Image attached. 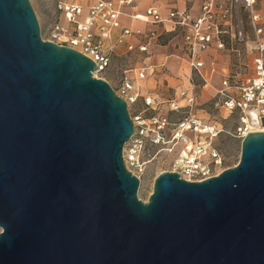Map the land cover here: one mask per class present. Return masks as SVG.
I'll return each instance as SVG.
<instances>
[{"label":"water","instance_id":"obj_1","mask_svg":"<svg viewBox=\"0 0 264 264\" xmlns=\"http://www.w3.org/2000/svg\"><path fill=\"white\" fill-rule=\"evenodd\" d=\"M94 71L42 40L29 0H0V264H264V133L216 177L162 172L143 202L127 104Z\"/></svg>","mask_w":264,"mask_h":264},{"label":"built area","instance_id":"obj_2","mask_svg":"<svg viewBox=\"0 0 264 264\" xmlns=\"http://www.w3.org/2000/svg\"><path fill=\"white\" fill-rule=\"evenodd\" d=\"M137 1L95 0L89 5L60 1L46 41L71 48L91 59L95 64L93 77L105 80L101 75L111 67L120 48L125 52L137 50L147 54L150 44L160 37L181 38L190 72L188 86L177 97L185 105L180 106L174 100L169 103L171 113H184L181 119L171 123L165 114L144 117L145 111L156 110L157 102L154 97L140 95L136 82L153 72L150 66L135 70L134 78L126 72L120 78L116 95L123 98L127 106L142 98L146 109L130 115L134 133L123 147L124 166L140 181L150 162L149 155L145 158L148 149L162 146L163 151L173 155L171 168L166 172L176 173L188 182L216 177L225 170L223 158L213 146L222 129L203 122L195 114L194 87L200 85L209 90L214 108L223 110L226 117L236 116L234 134L241 142L249 133H264V17L259 12V0H199L197 14L190 8L176 7L162 13L152 6L140 13H127ZM122 17L158 30L132 29L122 23ZM243 17L255 38L251 62L245 61L240 49L233 45L229 48V43H246ZM132 39H138V44H133ZM212 50L226 55L225 66H221L217 58L206 62L205 57ZM231 53L235 55L234 62L230 60ZM249 112L255 113L256 125H252Z\"/></svg>","mask_w":264,"mask_h":264},{"label":"rangeland","instance_id":"obj_3","mask_svg":"<svg viewBox=\"0 0 264 264\" xmlns=\"http://www.w3.org/2000/svg\"><path fill=\"white\" fill-rule=\"evenodd\" d=\"M60 1H77L84 5H89L95 0H29L34 13L36 15L42 40L46 41L48 28L50 24L56 20V5ZM259 12L264 17V0H259ZM243 30L245 33V45L237 43H229V48H238L244 54L245 61L251 62L254 47V35L249 27L245 17L242 18ZM151 30H158L156 27H150ZM179 41L170 36H163L157 39L155 48V56L151 61L146 60L144 54L138 52L118 53L112 60L111 67L101 75L109 83L114 92H117L119 81L124 72L130 77H135V70L145 67L146 63L158 65L153 68V73L143 80L136 82L139 88L140 95L147 97L151 96L156 99L157 107L155 111H145L142 98H139L133 105H128L130 115L137 112L145 111L144 117H149L155 114L167 115L168 120L173 123L181 119L184 113H171L169 110L170 101L174 100L178 105L184 106L185 102L177 96L179 92L186 88L187 85L182 78V74L187 73L184 62L180 61ZM230 60L235 61V55L231 53ZM166 63L165 66L159 64ZM167 66V67H166ZM219 87V82L217 83ZM196 95V105L194 108L195 114L205 123L216 125L222 131L213 141V146L220 152L223 158V168L227 169L235 166L240 158L241 141L236 138L234 128L237 125L236 116L231 115L226 117L223 110H217L213 106V100L210 98L211 93L200 85L194 87ZM162 146L150 147L145 155V158L150 156V162L146 165L145 172L140 178V184L137 196L143 202H147L152 193L154 179L162 172L169 171L170 162L173 158L172 154L162 150ZM152 157V158H151Z\"/></svg>","mask_w":264,"mask_h":264},{"label":"crops","instance_id":"obj_4","mask_svg":"<svg viewBox=\"0 0 264 264\" xmlns=\"http://www.w3.org/2000/svg\"><path fill=\"white\" fill-rule=\"evenodd\" d=\"M77 2V1H76ZM156 7L158 8L162 13H165L167 11L168 8H171V7H176V8H190L191 11L194 13V14H197L198 12V7H199V0H138L136 5L132 8H128L126 10L127 13H140V12H143L147 7ZM261 13V12H260ZM262 14V13H261ZM263 16V15H262ZM122 23L126 26H129L130 28L132 29H141L142 31H147L149 30L150 26L149 25H145V24H142L140 22H137V21H131L130 19L126 18V17H122ZM173 38V37H172ZM173 39H177L179 41V55L177 56V58L184 62L185 66H186V69H187V73H184L182 74V78L184 79L186 85L188 86V77H189V68L187 66V63H186V60H185V56H184V53L182 51V47H183V43H182V40L181 38L179 37H174ZM131 42L133 44H138L139 40L138 39H132ZM157 46V40L154 42H152L150 44V52L149 53H140L139 51L135 50V52H138L139 54H144L145 57H146V60L148 61H151L154 56H155V48ZM128 53V52H125V49L123 48H120L118 51H117V54L116 56L118 55V53ZM217 58L219 63L221 64V66H225L226 65V62L228 61L227 58H226V55L225 54H222L220 52H217V51H210L206 57H205V60L206 62L208 63L210 60L212 59H215ZM166 63H161L159 64L161 67L162 66H165ZM146 66H150L151 68L150 69H153V68H156L158 65L156 64H149V63H146ZM167 67V66H166ZM153 73V72H152ZM152 73L148 72L147 76L151 75ZM146 76V77H147ZM215 79V78H214ZM217 77H216V81H217ZM139 81V80H138ZM209 91V90H208ZM210 92V91H209ZM211 93V92H210ZM212 98V93H211V97Z\"/></svg>","mask_w":264,"mask_h":264}]
</instances>
